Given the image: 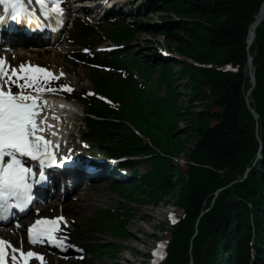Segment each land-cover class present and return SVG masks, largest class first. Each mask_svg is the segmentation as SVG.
<instances>
[{
    "label": "trees",
    "instance_id": "obj_1",
    "mask_svg": "<svg viewBox=\"0 0 264 264\" xmlns=\"http://www.w3.org/2000/svg\"><path fill=\"white\" fill-rule=\"evenodd\" d=\"M263 1L157 0L153 3L171 18L168 24L155 26L149 32L167 36L169 41L165 45L174 44L176 55L198 64L214 65L201 68L187 61L174 62L180 65L175 71L187 76L189 101L197 99L202 105L199 112L192 113L190 106H178L171 65L160 62L159 86H166V95L154 100L152 107L156 111H150L149 116L141 114L140 108L129 109L128 114L114 113L116 118L132 123L148 139L145 142L130 135L126 137L127 147L123 151L150 155L152 170L142 186L150 192L162 189L163 193H171L175 205L183 210L180 221L171 228L162 264L186 263L195 221L209 205L210 193L232 181L236 173L242 174L258 147L244 102L243 40ZM137 30L138 26L127 29L112 39L127 43ZM250 52L256 67L251 97L261 118L262 151L251 177L220 192L212 208L202 217L197 235L192 239L193 264H214L221 253L223 258L219 264H264V21L256 30ZM105 91L122 107L133 106L129 104L130 98L122 96L135 94L129 85H118L109 77ZM144 100L137 97L134 103ZM212 108L218 111L214 113ZM96 112L106 116L113 111L101 108ZM179 121L185 122L183 132L194 141L190 149H186L181 139L177 140ZM106 126L121 129L120 125ZM158 127L163 128L164 135H156L157 131L162 132ZM181 151L188 153L187 160L193 164H185L184 169L176 165L177 178L173 181L168 158L179 157Z\"/></svg>",
    "mask_w": 264,
    "mask_h": 264
},
{
    "label": "snow or ice",
    "instance_id": "obj_2",
    "mask_svg": "<svg viewBox=\"0 0 264 264\" xmlns=\"http://www.w3.org/2000/svg\"><path fill=\"white\" fill-rule=\"evenodd\" d=\"M61 3L62 0H0V26L9 21L38 25L41 16L45 21L61 23ZM33 4L38 8H32ZM54 79L58 77L43 66L30 62L12 66L0 58V220H7L13 209L25 212L29 208L34 186L47 182L46 169H53L55 174V168L67 167V162L72 161L71 149L61 153L59 142L51 139L57 133L48 124L46 101H41V93L56 91L50 84ZM60 88L72 91L68 85ZM59 221L67 225L62 216L35 220L28 228V242L66 250L67 237L57 235ZM22 245L23 241L17 248L0 238V264H30L32 260L44 264L41 253L24 251Z\"/></svg>",
    "mask_w": 264,
    "mask_h": 264
},
{
    "label": "rangeland",
    "instance_id": "obj_3",
    "mask_svg": "<svg viewBox=\"0 0 264 264\" xmlns=\"http://www.w3.org/2000/svg\"><path fill=\"white\" fill-rule=\"evenodd\" d=\"M126 2L132 1L131 4H125V7L127 8V11L130 10L131 14L129 15L134 20H138L140 22L141 26H145L147 29H152L155 26H164V24H168L170 20V15L167 14L165 11H161L160 8H154L155 13H152L151 10H147L146 12H143L142 10L144 7L147 6L148 0H125ZM128 5V6H127ZM140 11V12H139ZM132 19V20H133ZM127 20L130 21V18H127ZM264 21V16L260 18V21L257 25H255L253 33H251L252 43L248 49L249 53L252 55L253 60V54L250 52V48L254 46L255 44V31L261 26L262 22ZM100 23L101 22H94ZM103 23V22H102ZM167 36L163 35H156V34H150L141 32L140 34H137L135 36V39L133 42L130 43L131 48L134 50L135 53H139L144 57V61H146L150 65V70H153L154 67L156 70L158 69V63H156V57L153 55V52H157V48H160L161 46H164L166 42L169 41V38H166ZM166 40V41H165ZM169 44V43H168ZM170 45V44H169ZM166 46V45H165ZM164 46V47H165ZM174 44H171L169 47H165L167 50L171 51L174 54L173 49ZM161 51V48H160ZM207 62V61H203ZM63 64H72V62L67 57H59V59L56 61V65H63ZM157 64V65H155ZM205 65H209L208 63H205ZM179 66H176L172 69L174 72V91L177 94V101L178 105L181 108H185L190 106L191 112L196 113L199 112L200 108L202 107L201 104L198 103L197 99L190 100L189 91L188 88V80L187 76H183L179 74V72L174 71L175 69H178ZM254 68L255 63H254ZM81 72L86 73V70L81 68ZM245 74V85H248V79H246V69L243 70ZM80 74L79 72H77ZM206 77V75L204 76ZM254 82V80H253ZM80 85H83V88L76 87V91H79L80 89H90V86L86 83L85 80H82V82H79ZM253 83H251V86ZM247 87H245V90ZM249 90V89H247ZM163 91V89H162ZM163 95V92L160 93V96ZM212 99V98H211ZM218 110L216 108H212V112L216 113ZM186 126L185 122L180 121L178 123V129L177 133L179 137L177 140H185L183 141L185 144L186 149H190L193 147L194 141L189 136L187 137L186 134H184L183 129ZM161 133L157 131V134L159 136L164 135L163 128H159ZM185 149V148H184ZM187 155L185 151H181L178 155V158L169 157L168 160L171 162V169L173 172H170V175H175L176 170L174 166V162L181 167V169L185 167V164H187ZM146 166L141 167V172H144L146 170ZM175 172V174H174ZM176 177V176H175ZM173 181L174 176L172 177ZM177 190V188L175 189ZM97 193L102 196L103 200H107L106 202H100L98 207L90 212H85V210H81V212H74L73 218L77 221L78 224H88L89 221H92L96 218V215L98 214L100 209L107 208L114 211H120L123 208L122 203H126V200L120 197L118 194L113 192L108 187H103L99 190H97ZM142 195V196H141ZM171 193L166 194L162 193L160 199L158 202L152 203L146 196H143V192L139 189L138 193L136 194V202L135 200H131V203H128L129 205V212L126 217L125 224L123 226V229L125 230L126 237L123 239H113V237L108 233L105 232L102 237H99L100 243H102L105 247H109L112 245V248L118 251L117 259L116 261L112 262L108 259L107 256H103L99 261L94 260L92 264H129L127 261H135V264H153V261L148 259V254L144 251H142V248L144 247V242H138L134 239H130V234L135 233V235L142 236L145 238V242L148 244V246H145L147 248L153 249V247L156 245V243L163 244L166 241V238L168 236L169 232V223L172 221L170 219V214L172 212L171 204L173 203V199H171ZM110 202V203H109ZM122 207V208H120ZM124 207H126L124 205ZM171 209V211H169ZM77 210V208H76ZM160 215H156V214ZM113 215V214H112ZM143 217V219H142ZM104 225L107 228V221L103 222ZM124 234V235H125ZM78 239L86 238L85 236L77 234ZM89 238V237H88ZM130 244V249H121V245ZM119 249V250H117ZM140 249V250H139ZM136 251V255L132 256L131 254ZM226 257V256H225ZM142 260V261H141ZM157 262V261H156ZM155 262V264H156Z\"/></svg>",
    "mask_w": 264,
    "mask_h": 264
},
{
    "label": "bare ground",
    "instance_id": "obj_4",
    "mask_svg": "<svg viewBox=\"0 0 264 264\" xmlns=\"http://www.w3.org/2000/svg\"><path fill=\"white\" fill-rule=\"evenodd\" d=\"M108 1H110V0H108ZM78 4H80V5H87V4H89V3H93V2H95V0H77L76 1ZM132 1H129V3H131ZM96 3V2H95ZM124 2L122 1V0H120V1H117V2H115V1H113L112 0V3L110 2V5H113V6H119V8L121 7H123L124 5ZM96 8H99L98 7V3H96ZM260 10H263L264 9V1L260 4V8H259ZM114 10H116V8L114 9ZM120 10H122V9H119V12H120ZM84 12V11H83ZM118 12V13H119ZM260 18H261V15H256L254 18H253V20H252V22H251V25L252 26H255V25H257L258 24V22L260 21ZM251 43H252V38H251V33L248 35V37H247V39H246V41H245V49L246 50H248L249 49V47H250V45H251ZM154 55H156L155 53H153ZM55 67V66H54ZM54 67H51L50 69L52 70V72L54 73V71L53 70H55V68ZM246 79H248V85H246V87H247V89H249L250 87H252L251 86V83H253V80H252V69H251V66L249 65L248 67H247V69H246ZM204 104V103H203ZM64 106H69V107H71L72 109H73V105H69V104H66V103H61V104H53L52 105V108H53V110L55 111V112H61L62 111V109H63V107ZM252 109H253V116H254V119L255 120H257V115H256V110L254 109V107H252ZM88 189H86L85 188V190H84V188L83 189H81V191H87ZM85 194H86V192H85ZM82 201H83V203H82V209L83 210H87V211H92V210H94L95 208H97L98 207V205H99V203L100 202H106L107 200H103L102 199V196L100 195V194H97L96 193V191H93L92 192V194L87 198V199H85V198H83L82 199ZM156 215H160V214H156ZM144 237V235H142V236H138V235H135V233H131L130 234V239H134V240H136V241H138V242H144V246H148V244L145 242V238H143ZM120 248L121 249H130L131 247H130V244H126V245H121L120 246ZM129 264H135V261H130V260H128L127 261Z\"/></svg>",
    "mask_w": 264,
    "mask_h": 264
},
{
    "label": "water",
    "instance_id": "obj_5",
    "mask_svg": "<svg viewBox=\"0 0 264 264\" xmlns=\"http://www.w3.org/2000/svg\"><path fill=\"white\" fill-rule=\"evenodd\" d=\"M259 15H261L262 16V18H263V16H264V9L263 10H261V11H259V13H258ZM254 28H255V26H251L250 28H249V30H251L252 31V33H253V31H254ZM248 63L252 66V60L250 59V58H248ZM251 112H252V110H250Z\"/></svg>",
    "mask_w": 264,
    "mask_h": 264
}]
</instances>
